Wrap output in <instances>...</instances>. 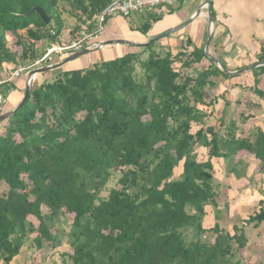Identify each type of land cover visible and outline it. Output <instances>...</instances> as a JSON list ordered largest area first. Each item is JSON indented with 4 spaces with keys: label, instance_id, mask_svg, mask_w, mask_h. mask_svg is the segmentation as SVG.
Wrapping results in <instances>:
<instances>
[{
    "label": "trees",
    "instance_id": "trees-1",
    "mask_svg": "<svg viewBox=\"0 0 264 264\" xmlns=\"http://www.w3.org/2000/svg\"><path fill=\"white\" fill-rule=\"evenodd\" d=\"M108 2L0 0V105L8 100L10 109L12 91L20 92L6 71L18 66L8 33L21 48L20 58L32 64L54 43H64L62 11L78 22L69 32L91 30ZM35 6L50 17L48 24L31 12ZM150 26L145 21L138 30L146 34ZM157 40L89 66L46 72L48 78L4 120L0 259L5 264L28 240L41 249L43 241L60 246L62 238L71 249L63 253L70 264H254L238 255L248 240L245 227L264 221V198L232 231L222 226L219 217L229 201L220 204L213 160L223 159L226 174L240 179L250 163L243 157L251 156L264 173V113L262 125L255 121L240 130L237 118L228 117L231 102L224 99L220 128L207 124L204 118L211 113L202 107L218 99L208 96L207 88L213 77L233 75L213 62L201 70L192 67L206 56L202 48L172 53L157 50ZM253 72L250 89L264 97L256 77L264 66ZM239 117L244 123L256 114ZM198 146L207 148L205 160L197 158ZM180 163L181 173L173 177ZM113 178L116 186L103 196ZM210 212L215 220L208 226Z\"/></svg>",
    "mask_w": 264,
    "mask_h": 264
},
{
    "label": "crops",
    "instance_id": "crops-1",
    "mask_svg": "<svg viewBox=\"0 0 264 264\" xmlns=\"http://www.w3.org/2000/svg\"><path fill=\"white\" fill-rule=\"evenodd\" d=\"M208 1L210 2L213 16L212 23L209 21L207 15V0H182L173 6H163L154 12L140 10L127 17L114 14L108 18L104 30L94 39V42L99 43L112 39H125L133 43L146 42L154 34L178 26L191 19L179 31L159 38L154 47L157 50L167 49L172 53L185 49L189 51L194 47H199L205 52V44L210 34L211 40L208 46V53L219 60L228 70L235 71L262 61L260 58L264 57V0ZM198 11L199 13L195 16ZM151 16L157 19L153 21ZM145 21H148L151 26L147 33L143 34L138 28ZM138 48L137 46L123 43L111 44L100 46L99 49L92 50L79 58H82L83 62L86 63L85 57L90 54L104 53L107 54L105 56L106 58H112ZM206 56L199 63H194L192 67L198 70L207 68L212 61H210L207 54ZM64 57L66 55H63L62 59ZM75 60L63 66L69 68L67 66L70 64L74 65L73 61ZM80 66L83 67L82 65L76 67ZM192 67L188 68V70L192 71L194 69ZM253 70L245 71L229 78H225L222 75L213 77L214 85L208 87L207 91L210 92L211 90V96L216 95L218 98L221 96L219 99L223 102L221 107L224 105V99L231 102V104L232 102L236 103L239 95L243 92L245 97L241 99L246 101L247 106L250 105L248 108L249 113L256 114V117L250 120H254L253 122H255L257 119L260 122L264 113V97H258L250 89L255 83V73ZM256 77L259 80L257 87L264 90V73L258 74ZM11 95L12 97L9 99V110L13 109L22 98L18 90L12 91ZM223 96L225 97L224 99H222ZM221 111H223V108ZM251 169H254V166ZM240 179L235 178V183ZM259 199L261 198L253 199L249 196H242L241 201L236 202H238V207L243 209L246 206H241L242 202L249 201V205L251 203L255 205ZM224 201H229V199L225 198ZM234 205L237 207L236 203L233 204L232 201H229L228 209L234 207ZM256 209L257 207H254V210ZM229 211L231 210L229 209Z\"/></svg>",
    "mask_w": 264,
    "mask_h": 264
},
{
    "label": "rangeland",
    "instance_id": "rangeland-1",
    "mask_svg": "<svg viewBox=\"0 0 264 264\" xmlns=\"http://www.w3.org/2000/svg\"><path fill=\"white\" fill-rule=\"evenodd\" d=\"M59 8L61 10L62 6L59 5ZM64 10V9H63ZM65 25L64 30L62 31V33L59 35V38L61 41H63L64 43H68L74 39H76L77 37H79V32L81 30H74L69 32L70 30L74 29L76 27V25L78 24V22L76 21V19L74 17L69 16L67 13H65V11H62V17ZM50 25H52L53 27H55V21H51ZM20 35L24 36L25 33L24 31H19L18 32ZM55 44V43H54ZM7 46L10 48V50L12 52H14L17 55V60H18V66H17V70L22 69L20 71L19 76H15L12 77V73L14 71H17L16 69H13V65H10L11 68L7 69L6 71H8V73H10V78L11 80L9 81H13L16 82V84L20 87V92L19 94L21 96L24 95V90H25V86L28 83V78H29V71L36 68V67H40V66H45L47 64H51L54 63L55 60L60 61L62 60V56L63 55H67V53L64 52H55L53 54H51V58H48L45 61L40 62V59H38L37 61H35L34 63L31 64V62L28 59H21L19 56V52L21 50L20 46L16 43V38L8 33L7 34ZM52 46V45H51ZM49 48V47H48ZM47 48V50H48ZM44 53V55L47 53ZM43 55V56H44ZM107 56V54L104 53H97V54H90L89 56L85 57L86 58V63L83 64V59L79 58L75 61H73L72 64H70L69 68L72 67H76L79 65V63H82V65L84 66H89L91 65L93 62L95 61H99L101 59H105ZM55 61V62H57ZM61 68H65L64 66ZM56 70V69H55ZM53 71V70H51ZM49 75V73H41V74H37L36 77L33 80V84L32 87L36 86L42 79H44V77L46 78ZM8 74L5 76L9 77ZM48 78V77H47ZM208 96H210L211 90L210 92L207 91ZM224 95V94H223ZM245 95L243 94V92H241V94L238 97V103L232 102L230 109H229V114L228 117H236L237 118V122H238V126L240 127V130H248V128H250L252 126L253 121L254 120H250L248 119L247 122L242 123V119H240L239 114L240 113H249L250 111H248V108L250 107V105L247 106L246 101H243L241 98H244ZM1 98V97H0ZM221 98V96H219L218 99H216V103L212 106H203L201 105V107L206 110V112H208L210 114V116H206L204 118V120H207V124L210 125H214L216 127V129L220 128V116L222 114V101L219 100ZM225 97L223 96L222 99H224ZM1 101V99H0ZM8 101V100H7ZM7 101L5 103V105L1 106L0 105V114L8 111V105H7ZM1 103V102H0ZM255 109V108H254ZM255 121H259V120H255ZM4 120L2 122H0V132L4 131ZM260 125H262V118L259 122ZM198 128L197 126H194L192 128V131H195ZM220 130H223L222 128ZM238 133H240V131H238ZM197 151V158L199 160H205L206 157H208V153H207V148L205 147H200L198 146L196 148ZM251 156H245L244 155V160L249 163V167L247 168V173L244 177H242L239 181H236L237 183H235V177L232 176V174L227 175L226 171L224 170V160L223 159H214V178L216 180V182H219V185H221V189H220V194H222L219 198L220 200V204H222V202L224 201L225 198H228L229 201H232L233 204H237V207H235L236 205H234V207H230L229 209L231 211H229L228 207L226 209L223 210V212L220 214L219 217V222L221 223L222 226H225V228H227L228 230L232 231V225L237 223L238 225H241L240 219L242 217L246 218L248 217V215L250 213H253L254 207H256V204H250L249 205V201L247 202H242L241 206L243 205L245 208L240 209L238 207V202L236 201H241V197L242 196H249L250 198L252 197L253 199L256 198H264V173H262L260 171V168L258 165V161L252 159ZM182 163H180V165H178L175 168L173 177H178L181 173L182 170ZM254 169H251L253 168ZM218 184V183H217ZM235 184V185H234ZM237 185H239V187H237ZM116 186V179L113 178L112 180L109 181V183L107 184L106 190H104L102 192L103 196H107L108 194V190L112 187ZM237 189V190H236ZM237 197V198H236ZM247 204V205H245ZM212 208V207H211ZM212 210V209H209ZM226 210V211H225ZM234 210V211H233ZM44 212H47V208H43ZM242 215V217H241ZM30 220L37 225L38 221L35 217H29ZM215 218L213 217V213L210 212L208 215V220H207V225L210 226L213 224ZM246 235H247V243H246V247L241 249L239 251V255L243 258H246L250 263H254V264H260L262 262V260L264 261V222H262L260 224L259 227H254L252 224L247 225L246 227ZM36 233H34L32 236H34ZM31 236V237H32ZM25 248L21 251V253L19 255H17L12 261L11 264L13 263H17V264H62V262L64 261V259L66 260V264H70V261L68 259L67 256H64L63 253H68L69 251H71L69 245L66 243V239L62 238V244L60 246H53L50 243L43 241L42 243V247L41 249H37L36 246L34 244L31 243V241H27V243L25 244ZM0 264H5L1 259H0Z\"/></svg>",
    "mask_w": 264,
    "mask_h": 264
},
{
    "label": "water",
    "instance_id": "water-1",
    "mask_svg": "<svg viewBox=\"0 0 264 264\" xmlns=\"http://www.w3.org/2000/svg\"><path fill=\"white\" fill-rule=\"evenodd\" d=\"M206 3H207L206 9H207L208 19L212 23L213 16H212V13H211L210 2L207 0ZM32 11L38 13L40 15L41 19L46 24H48L50 22V17L45 13V11L43 10L42 7L35 6V7L32 8L31 12ZM198 13H199V11L196 12L195 16H197ZM190 21H191V19L181 23L178 26H175V27L166 29L164 31H161L159 33H156L153 36H151L146 42L133 43V42L127 41L125 39H112V40H108V41H103V42H99L97 44V46L83 47L80 50L72 52V53L68 54L66 57H64L62 60H60L58 62L47 64L45 66L36 67V68L30 70L29 71L28 83L25 86L23 98L20 100V102L13 109L5 111V112L0 114V122H2L3 120L7 119L9 116H11L13 113H15L17 110H19L25 104V102L27 101V99L29 97L30 91L32 89L31 87H32V84H33L34 77L37 74H41V73H44V72H48V71H51V70L58 69V68L62 67L63 65L67 64L68 62H70V61H72V60H74L76 58H79V57L91 52L92 50L99 49L100 46L102 47V46L111 45V44H121V43H123V44L133 45V46H137V47H147L154 40L159 39V38H161V37H163L165 35L172 34L174 32L179 31L185 25H187ZM210 40H211V36L209 34L208 35V39H207L206 44H205V52L208 55V57L211 59V61L214 62L217 66H219V68H221L227 74L238 75V74L243 73L245 71H249V70L255 69L257 67L264 66V60H262V61H258L256 63H253L251 65L245 66L243 68H240L238 70L230 71L225 66H223L219 62V60H217L215 57L211 56L208 53V46H209Z\"/></svg>",
    "mask_w": 264,
    "mask_h": 264
},
{
    "label": "built area",
    "instance_id": "built-area-1",
    "mask_svg": "<svg viewBox=\"0 0 264 264\" xmlns=\"http://www.w3.org/2000/svg\"><path fill=\"white\" fill-rule=\"evenodd\" d=\"M180 1L182 0H109L107 5L94 16V27L91 30L82 27L79 32V37L76 39L68 43L53 44L48 48L47 53L41 57L40 62L51 58L50 55L55 52L70 54L83 47L97 46L98 43L94 42V39L102 33L108 18L114 14L127 17L140 10L154 12L163 6H173ZM21 70L14 71L11 74L12 77L19 76Z\"/></svg>",
    "mask_w": 264,
    "mask_h": 264
},
{
    "label": "bare ground",
    "instance_id": "bare-ground-1",
    "mask_svg": "<svg viewBox=\"0 0 264 264\" xmlns=\"http://www.w3.org/2000/svg\"><path fill=\"white\" fill-rule=\"evenodd\" d=\"M35 77H36V76H35ZM35 77H34V78H35Z\"/></svg>",
    "mask_w": 264,
    "mask_h": 264
}]
</instances>
